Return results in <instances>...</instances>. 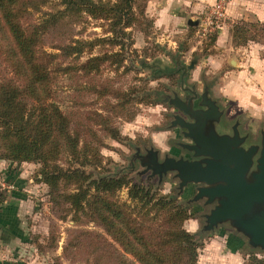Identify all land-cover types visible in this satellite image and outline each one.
Wrapping results in <instances>:
<instances>
[{
  "label": "rangeland",
  "instance_id": "rangeland-1",
  "mask_svg": "<svg viewBox=\"0 0 264 264\" xmlns=\"http://www.w3.org/2000/svg\"><path fill=\"white\" fill-rule=\"evenodd\" d=\"M258 2L259 9H264V0ZM48 8V5H41L40 11L33 9L24 23L37 21ZM145 13L152 18L146 12V7ZM244 17H236L233 21H264ZM228 18L233 16L228 15ZM200 22L201 16L198 24ZM105 25V20L84 14L75 21L68 20V23L64 22L56 28L50 27L40 44V49L58 53L54 59L57 60L55 68L73 63L78 67L74 77L61 70L53 72L54 100L64 112L70 114L73 129L80 132L83 139L90 138L91 133L98 137L101 172L119 170L132 182L151 186L152 190L161 194H177L179 178L174 171L167 170L159 176L151 167L141 164L140 156L153 150L158 162L165 156L193 157L192 151L186 148L191 139L184 134L185 127L179 126L177 121L172 123L174 114L186 121L192 118L166 98L176 94L184 100L191 91L201 93L205 87L224 109L217 125L218 131H230L231 124L236 123L240 133H248L246 144L259 141L264 129V77H251L257 71L264 70V64L246 68V57L239 51L219 47L215 52L213 49L208 51L207 48L212 45L208 44L210 37L215 33L201 35L199 25L181 36V42H187V47L186 43L181 45L182 52L192 44L204 48L199 51L201 54L196 51L189 57L179 52L181 47L179 51L176 48L170 52L165 37L155 29L154 23L147 34L139 30L138 25L127 28L130 37L124 41L125 49L120 55L112 56L123 57L119 68H115V64L102 62L100 69L86 73L77 64L84 62L88 55L115 50L107 43L95 46L90 52L85 49L76 59L64 57L57 49L68 38L86 40L106 35ZM259 39L249 42L264 45V39ZM129 42L131 45L127 47ZM262 54L264 47H259L255 55L261 61ZM237 58L243 59V66H236ZM141 59L146 60L147 64H140ZM176 61L179 65H176ZM195 62L200 70L192 71L190 63ZM153 68H160L164 73L152 78ZM242 70L246 71L245 79L239 76ZM10 74L0 58V78ZM242 81L246 83L245 86L240 85ZM145 82L147 87L143 90L150 93L148 99L143 98L145 95L140 92L146 86ZM117 93H123L121 99L115 98ZM117 102H123V108L118 107ZM132 112L134 114L130 117L128 114ZM105 116H110L111 125L119 132V139L112 138L103 130L102 119ZM57 162L64 167L69 163L64 154L59 156ZM40 168L38 161L15 162L0 158V173L5 176L12 174L10 176L15 178L18 186L21 184L19 188L13 185L12 191L1 193L6 197L13 192L12 196L0 202V264H114L116 252L123 254L122 249L106 234L98 221L87 215L86 206L83 210L74 211L62 196L56 194L60 189L52 191L41 180ZM190 184L183 187L178 198L188 204L192 212L191 217L183 221V226L195 234L199 243L196 264H251L250 255L264 261V250L248 246L245 239L228 224H219L212 229L203 228V214L208 213L212 204L204 203V198L188 202L195 192V189L191 191L187 187ZM116 198L127 200V188L119 190ZM4 220L8 224L3 231L1 225ZM124 255L133 260L128 253Z\"/></svg>",
  "mask_w": 264,
  "mask_h": 264
},
{
  "label": "trees",
  "instance_id": "trees-1",
  "mask_svg": "<svg viewBox=\"0 0 264 264\" xmlns=\"http://www.w3.org/2000/svg\"><path fill=\"white\" fill-rule=\"evenodd\" d=\"M147 1L0 0V58L11 73L0 78V158L38 161L41 180L52 191L60 189L56 194L74 211L86 206L87 215L98 221L122 252L133 259L115 249L114 264H196L199 243L195 234L183 226V221L192 215L189 205L178 198L179 194H161L151 186L132 182L119 170L101 172L98 137L91 133L90 138L83 139L73 129L70 114L54 100L53 72L61 70L74 77L78 67L73 63L55 68L58 53L40 49L43 35L50 27L56 28L86 14L105 20L107 34L86 40L68 38L57 47L60 54L76 59L85 49L90 52L95 46L107 43L115 50L88 55L77 64L86 73L100 69L102 62L119 68L123 57L112 56L120 55L125 49L124 41L130 37L127 28L138 25L147 34L152 27L153 19L145 13ZM41 5H48V11L37 21L25 24L27 15L33 9L40 11ZM230 36L236 46L260 41L259 38L264 39V21L233 22ZM214 40L212 34L208 44ZM130 45L131 42L126 46ZM139 63L145 65L147 61L141 59ZM163 73L160 68L151 71L152 78ZM145 87L140 92L148 99L150 93L143 90ZM122 96L123 93H117L115 98ZM116 105L123 108V102ZM102 122L106 133L120 138L110 116H105ZM62 154L69 162L67 167L57 162ZM10 175L5 177L16 187L18 183ZM122 188H127V200L121 201L116 194ZM4 195L0 194V202L6 198ZM250 257L251 264H264L263 260Z\"/></svg>",
  "mask_w": 264,
  "mask_h": 264
},
{
  "label": "water",
  "instance_id": "water-1",
  "mask_svg": "<svg viewBox=\"0 0 264 264\" xmlns=\"http://www.w3.org/2000/svg\"><path fill=\"white\" fill-rule=\"evenodd\" d=\"M191 92L184 100L176 94L166 100L192 118L186 121L174 114L172 123L185 127L184 134L191 139L186 148L193 157L165 156L158 162L155 151L148 150L140 156L141 164L159 176L174 171L178 193L188 183L195 185L187 201L204 198V203L212 204L203 214L204 229L226 223L248 246L264 250V129L257 143L248 144V133H240L236 123L230 131H218L223 107L206 87L201 93Z\"/></svg>",
  "mask_w": 264,
  "mask_h": 264
},
{
  "label": "crops",
  "instance_id": "crops-1",
  "mask_svg": "<svg viewBox=\"0 0 264 264\" xmlns=\"http://www.w3.org/2000/svg\"><path fill=\"white\" fill-rule=\"evenodd\" d=\"M216 1L217 0H148L146 4V12L152 16L155 29L160 30L162 36L165 37L169 51L173 52L176 48L179 51L181 47L179 52L182 54L185 53V55L189 57L191 53L196 51L200 53L204 48L199 44H192L185 52H182L181 45L186 43L185 47H187V42H181V36L183 33L187 32L188 29L195 28L196 25H199L198 23L201 14ZM258 3V0H227L225 3V11L226 14L233 16V18H228L227 24L215 32V40L207 50L209 51L213 49L215 52V49H218L217 47H219L221 49H233L239 51L246 57V68L255 64H264V54L260 56L262 61L257 55H255L256 50H258L259 47H264V45L258 43L250 44V42H248L247 44L236 46L232 43L230 36V27L236 17L244 15V19L251 20L254 17V19L264 20V16H262L264 15V9H259L260 5H258ZM197 64L198 63L196 62L190 63V66H196L195 68L192 67V71L193 69L200 70ZM235 64L236 66H243V59L240 60L237 58ZM245 72V70H242L239 75L242 79H245ZM260 75L264 77V70L257 71V73L251 78L258 79ZM240 85L245 86L246 83L243 82ZM20 186L16 185L18 188ZM12 193L10 192L6 197L9 198V196L13 195ZM7 224L8 223H5L4 220V224L1 225L3 231L4 226L6 227Z\"/></svg>",
  "mask_w": 264,
  "mask_h": 264
},
{
  "label": "built area",
  "instance_id": "built-area-1",
  "mask_svg": "<svg viewBox=\"0 0 264 264\" xmlns=\"http://www.w3.org/2000/svg\"><path fill=\"white\" fill-rule=\"evenodd\" d=\"M226 0H217L213 5L201 14L199 30L201 35L215 33L218 29L227 24L228 15L225 11ZM13 188V184L8 182L5 175L0 173V194Z\"/></svg>",
  "mask_w": 264,
  "mask_h": 264
},
{
  "label": "flooded vegetation",
  "instance_id": "flooded-vegetation-1",
  "mask_svg": "<svg viewBox=\"0 0 264 264\" xmlns=\"http://www.w3.org/2000/svg\"><path fill=\"white\" fill-rule=\"evenodd\" d=\"M233 123H234V122H233ZM231 125H232V124H231ZM194 186H195L194 184H190V185H188L187 187H188V188H191V191H192V190L194 189Z\"/></svg>",
  "mask_w": 264,
  "mask_h": 264
}]
</instances>
